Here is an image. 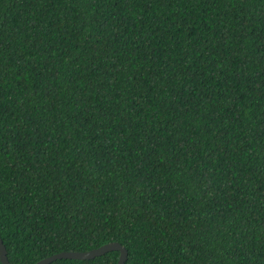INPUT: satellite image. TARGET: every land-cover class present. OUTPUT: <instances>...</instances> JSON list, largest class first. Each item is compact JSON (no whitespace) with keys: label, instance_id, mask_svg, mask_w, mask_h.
<instances>
[{"label":"trees","instance_id":"16d2710c","mask_svg":"<svg viewBox=\"0 0 264 264\" xmlns=\"http://www.w3.org/2000/svg\"><path fill=\"white\" fill-rule=\"evenodd\" d=\"M0 237L264 264V0H0Z\"/></svg>","mask_w":264,"mask_h":264},{"label":"water","instance_id":"95a60500","mask_svg":"<svg viewBox=\"0 0 264 264\" xmlns=\"http://www.w3.org/2000/svg\"><path fill=\"white\" fill-rule=\"evenodd\" d=\"M109 251H119V257L117 264H125L127 259V250L117 241L107 242L97 248L87 251H62L55 253L32 264H50L57 259H93L97 256H101ZM0 261L2 264H15L8 260L6 247L3 240L0 237Z\"/></svg>","mask_w":264,"mask_h":264}]
</instances>
